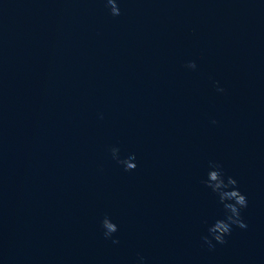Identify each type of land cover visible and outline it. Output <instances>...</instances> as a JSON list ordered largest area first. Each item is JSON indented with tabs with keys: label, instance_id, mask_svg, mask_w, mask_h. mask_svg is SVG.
Returning <instances> with one entry per match:
<instances>
[{
	"label": "water",
	"instance_id": "obj_1",
	"mask_svg": "<svg viewBox=\"0 0 264 264\" xmlns=\"http://www.w3.org/2000/svg\"><path fill=\"white\" fill-rule=\"evenodd\" d=\"M115 3L0 0V264H264V0Z\"/></svg>",
	"mask_w": 264,
	"mask_h": 264
},
{
	"label": "clouds",
	"instance_id": "obj_2",
	"mask_svg": "<svg viewBox=\"0 0 264 264\" xmlns=\"http://www.w3.org/2000/svg\"><path fill=\"white\" fill-rule=\"evenodd\" d=\"M106 5L110 9V14L113 17L120 15V10L115 3V0H106ZM186 68L195 70V62H189L185 65ZM217 91L223 92L222 88H217ZM215 123V121H213ZM112 158L122 165L124 171L131 172L136 169L135 156H130L127 159L119 158V149H111ZM204 186L210 189L219 200V203L223 205L224 219L216 220L207 229L208 235L203 236V243L210 249L214 248L216 244L223 245L227 243L226 237L230 236L233 228L246 229L247 225L243 221L241 212L248 206L247 198L243 195L238 188L237 181L232 177L225 179L222 172V166L216 162L209 163V171L207 173L206 180L203 181ZM101 228L103 230V236L105 239H111L113 235L118 231V227L109 218L105 217L101 222ZM113 243H119L118 240H113ZM138 264H144V258H138Z\"/></svg>",
	"mask_w": 264,
	"mask_h": 264
}]
</instances>
